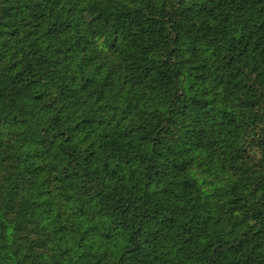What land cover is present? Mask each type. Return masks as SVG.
<instances>
[{"label":"trees","instance_id":"1","mask_svg":"<svg viewBox=\"0 0 264 264\" xmlns=\"http://www.w3.org/2000/svg\"><path fill=\"white\" fill-rule=\"evenodd\" d=\"M0 264H264V0H0Z\"/></svg>","mask_w":264,"mask_h":264},{"label":"rangeland","instance_id":"2","mask_svg":"<svg viewBox=\"0 0 264 264\" xmlns=\"http://www.w3.org/2000/svg\"><path fill=\"white\" fill-rule=\"evenodd\" d=\"M102 37H104V36H99L96 40V43H97V45H99L102 48L103 51H107V50H109V48H108L107 44L104 43V38H102ZM198 177H200V179H203L204 181L207 180V178L204 177V175H202V174H199ZM203 187L206 189H209V187L207 185H203Z\"/></svg>","mask_w":264,"mask_h":264}]
</instances>
